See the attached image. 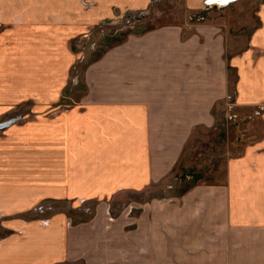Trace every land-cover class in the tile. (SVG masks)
<instances>
[{
	"label": "crops",
	"instance_id": "crops-1",
	"mask_svg": "<svg viewBox=\"0 0 264 264\" xmlns=\"http://www.w3.org/2000/svg\"><path fill=\"white\" fill-rule=\"evenodd\" d=\"M95 1L0 0V264H264V0L197 23L187 14L202 0H179L183 18L85 61L76 36L152 2ZM229 95L253 130L225 123L227 147L244 143L216 179L110 206L189 178L186 143L216 127ZM86 202L76 222L59 209Z\"/></svg>",
	"mask_w": 264,
	"mask_h": 264
},
{
	"label": "rangeland",
	"instance_id": "rangeland-1",
	"mask_svg": "<svg viewBox=\"0 0 264 264\" xmlns=\"http://www.w3.org/2000/svg\"><path fill=\"white\" fill-rule=\"evenodd\" d=\"M92 1L93 4L84 3V5L82 0H78V3L81 7H84L85 9L91 8V11H93L95 9L92 10V8L96 5V1ZM159 1L160 0H152L150 8L153 4L156 5L153 6V9H151V11L150 8L127 9L123 12L122 15L118 16L117 19H115V17L111 19H102L97 24L95 23V25H91L88 36L82 37L84 34L76 36L73 39L72 43L76 48L78 46V48H81L86 52V56L84 58L85 61L92 60L101 53L105 46L114 43L119 38H124L127 33L141 32L143 30L154 28L166 22L176 21L180 18L181 12L182 18L186 15L185 11L183 10V6L182 11L180 9L179 0ZM166 4H171L172 7L169 8L168 6H166ZM165 6L166 8H164ZM157 7H159V9H157ZM162 9L167 12V15L165 14L163 16V14H158L155 12V10L162 11ZM129 12H135V15H138V20L133 23L125 22L124 18L128 17L126 15ZM148 14L154 15L152 17H150V15L147 19L146 17H148ZM82 63L79 64V67H81ZM74 89L75 90L72 92V94L75 96L80 95L82 85L78 84L74 86ZM247 118L249 122H251V116H247ZM251 124H253V122H251ZM226 127L227 124H225L222 119L217 121L216 127L198 128L191 135L188 142L186 143L184 151L182 152L180 162L178 163L179 172L184 171L185 173L188 171L187 175H189V178L186 177L184 180H179L178 177L170 179L169 181H166L162 184L151 187V189H149L147 192H144L142 194H134L135 197H132L129 194L124 195L123 198L111 200L110 206H112L113 208H120L122 206L128 205L132 201V199L135 200V202H143L146 200V198L152 196H164L169 193L178 194L184 188H186V186H190L189 184H191L193 180L210 181L216 179L221 174V162L228 156L237 154V152H239L241 148L240 143H244L243 141H239V143H236V148H228V135L226 134L225 130ZM251 129L252 128H249L247 130L248 133L251 132ZM234 131L235 130H233V132ZM81 207L83 209L82 212L66 208V204L59 205V209L66 210V212L70 214L72 221L74 222L90 217L94 208V203L86 202ZM34 209H38L39 212L44 213L51 211L49 210L51 209V205L42 206L41 204H39V206L35 207Z\"/></svg>",
	"mask_w": 264,
	"mask_h": 264
},
{
	"label": "built area",
	"instance_id": "built-area-1",
	"mask_svg": "<svg viewBox=\"0 0 264 264\" xmlns=\"http://www.w3.org/2000/svg\"><path fill=\"white\" fill-rule=\"evenodd\" d=\"M237 0H202L201 1V6L196 9L191 11L187 19L191 23H197L204 21L207 18V13L206 11L212 9V8H224L227 7L228 5L232 4ZM83 4L88 3V4H93L92 0H82ZM85 5V4H84ZM87 6V5H86ZM124 18V21L127 23H133L137 21L138 15H135V12H129ZM232 106H233V101L231 98V95L226 97L225 100V108H224V113H223V122L224 123H231L238 128L240 126L246 125L247 128H252L251 122H249L248 118L246 117L243 119L238 113L232 111Z\"/></svg>",
	"mask_w": 264,
	"mask_h": 264
},
{
	"label": "trees",
	"instance_id": "trees-1",
	"mask_svg": "<svg viewBox=\"0 0 264 264\" xmlns=\"http://www.w3.org/2000/svg\"><path fill=\"white\" fill-rule=\"evenodd\" d=\"M143 31H144V30H143ZM141 32H142V31H141ZM120 39H123V37L120 38ZM120 39H119V40H120ZM188 188H189V186H187L186 188H184L182 191H185V190L188 189ZM182 191H181V192H182Z\"/></svg>",
	"mask_w": 264,
	"mask_h": 264
},
{
	"label": "water",
	"instance_id": "water-1",
	"mask_svg": "<svg viewBox=\"0 0 264 264\" xmlns=\"http://www.w3.org/2000/svg\"><path fill=\"white\" fill-rule=\"evenodd\" d=\"M3 125H6V124L2 123V124H0V127H2Z\"/></svg>",
	"mask_w": 264,
	"mask_h": 264
}]
</instances>
